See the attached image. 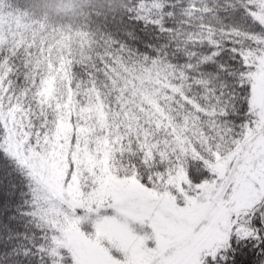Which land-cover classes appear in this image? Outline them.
<instances>
[{
  "label": "snow or ice",
  "instance_id": "obj_1",
  "mask_svg": "<svg viewBox=\"0 0 264 264\" xmlns=\"http://www.w3.org/2000/svg\"><path fill=\"white\" fill-rule=\"evenodd\" d=\"M0 264H264V0H0Z\"/></svg>",
  "mask_w": 264,
  "mask_h": 264
},
{
  "label": "trees",
  "instance_id": "obj_2",
  "mask_svg": "<svg viewBox=\"0 0 264 264\" xmlns=\"http://www.w3.org/2000/svg\"><path fill=\"white\" fill-rule=\"evenodd\" d=\"M19 4L21 7L24 6V0H13L14 7Z\"/></svg>",
  "mask_w": 264,
  "mask_h": 264
}]
</instances>
